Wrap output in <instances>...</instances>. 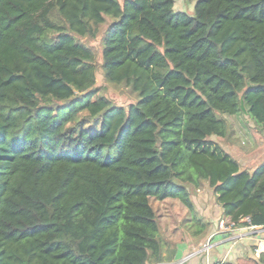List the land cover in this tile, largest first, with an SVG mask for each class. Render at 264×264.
Returning a JSON list of instances; mask_svg holds the SVG:
<instances>
[{
  "label": "trees",
  "instance_id": "16d2710c",
  "mask_svg": "<svg viewBox=\"0 0 264 264\" xmlns=\"http://www.w3.org/2000/svg\"><path fill=\"white\" fill-rule=\"evenodd\" d=\"M0 0V264H152L164 244L150 198L207 183L222 214L264 227V163L210 139L225 115L264 123V0ZM104 80L80 37L100 26ZM255 264H264L260 254Z\"/></svg>",
  "mask_w": 264,
  "mask_h": 264
},
{
  "label": "rangeland",
  "instance_id": "374dc122",
  "mask_svg": "<svg viewBox=\"0 0 264 264\" xmlns=\"http://www.w3.org/2000/svg\"><path fill=\"white\" fill-rule=\"evenodd\" d=\"M196 1L174 0L172 9L174 12L181 11L192 14ZM104 29L105 25L100 26V31L95 38L80 37L79 40L89 46L95 53V85L101 89L102 94L111 103L126 107L128 104L136 102V94L124 85L106 82L103 77L101 69V36ZM224 117L230 126L229 136L226 138L211 136L210 139L226 149L235 150V148H238L241 150L238 154H240L239 156L243 162L242 167L246 168L251 165V153L253 150L261 147L254 153L252 166L248 170L252 171L255 167L264 163V123L255 124L243 112L225 115ZM259 135H263L262 140H260ZM240 158L237 157L239 161ZM191 197L195 206V214L202 218V222L205 219L218 220L220 218L221 206L217 203L215 194L207 183H203L199 188L192 190ZM150 203L158 219L159 235L164 244V251L170 250L169 248L180 240L192 239L193 234H196V231L202 228H198V224L196 225L192 221L187 209L176 199L157 200L150 198Z\"/></svg>",
  "mask_w": 264,
  "mask_h": 264
},
{
  "label": "crops",
  "instance_id": "0c3cea01",
  "mask_svg": "<svg viewBox=\"0 0 264 264\" xmlns=\"http://www.w3.org/2000/svg\"><path fill=\"white\" fill-rule=\"evenodd\" d=\"M259 136L260 140H262L263 135ZM222 148L233 158H235L242 167L243 162L239 156L240 154H238L241 150L238 148H235V150L230 148L226 149L224 147ZM260 148L254 149L251 153V165H249L247 168H242L248 169L250 166H252L254 153ZM237 157L240 158V161L237 159ZM220 210V218L225 217L222 214L221 208ZM218 220L205 219V222L209 223L205 230L201 231L200 233H194L192 239L180 240L174 244L171 248H174L175 252L171 258H165L152 264H173L179 261L188 252H191L202 246L209 239L212 243V246L207 253L202 252L194 258L187 260L183 264H212L215 261L221 260H223L226 264H255L259 259L260 254L255 253L254 245L256 239L264 235V227L257 226L256 228H251L250 230L246 226H238L229 231L218 232ZM165 251L163 250V257L167 256L168 254V250L166 252Z\"/></svg>",
  "mask_w": 264,
  "mask_h": 264
},
{
  "label": "built area",
  "instance_id": "2783aa9c",
  "mask_svg": "<svg viewBox=\"0 0 264 264\" xmlns=\"http://www.w3.org/2000/svg\"><path fill=\"white\" fill-rule=\"evenodd\" d=\"M240 222H244L245 224L243 225H237L235 223H233L229 217H221L218 220V232L221 231H229L231 229H234L238 226H246L248 227L250 230L251 228L254 229L257 226L251 225L249 222L248 217H244L243 219H241ZM262 232V231H261ZM212 243L210 242V239L207 240V242H205L200 248L193 250L191 252H188L185 256H183L179 261L173 263V264H183L184 262H186L189 259L194 258L195 256H197L199 253L202 252H208V250L211 248ZM254 251L257 254H264V235L262 237H259L256 239L255 241V245H254ZM212 264H226L223 260L221 261H215Z\"/></svg>",
  "mask_w": 264,
  "mask_h": 264
}]
</instances>
